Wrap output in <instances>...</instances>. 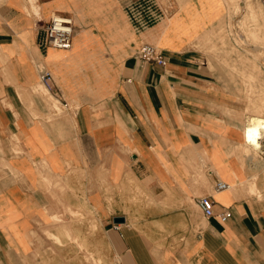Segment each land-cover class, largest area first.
Here are the masks:
<instances>
[{"label": "crops", "instance_id": "crops-1", "mask_svg": "<svg viewBox=\"0 0 264 264\" xmlns=\"http://www.w3.org/2000/svg\"><path fill=\"white\" fill-rule=\"evenodd\" d=\"M223 14L221 0H0V264L76 259L79 244L114 264H264V156L242 150L239 105L199 45ZM54 15L73 20L69 49L47 44ZM203 196L230 218H205Z\"/></svg>", "mask_w": 264, "mask_h": 264}, {"label": "rangeland", "instance_id": "rangeland-1", "mask_svg": "<svg viewBox=\"0 0 264 264\" xmlns=\"http://www.w3.org/2000/svg\"><path fill=\"white\" fill-rule=\"evenodd\" d=\"M221 2L223 16L203 35L199 45L210 61L217 63L213 67L222 75L224 87L233 94L231 99L239 105V116L246 123L255 113L264 117V4L260 0ZM160 3L165 10L171 9L172 0H160ZM46 97L61 112L59 104L57 106L51 97ZM246 152L257 154L251 150ZM59 254L58 259L51 257L55 250L48 248L47 253H42L41 264H114L111 259L94 258V254L81 244L77 247L76 259L62 257V252Z\"/></svg>", "mask_w": 264, "mask_h": 264}, {"label": "built area", "instance_id": "built-area-1", "mask_svg": "<svg viewBox=\"0 0 264 264\" xmlns=\"http://www.w3.org/2000/svg\"><path fill=\"white\" fill-rule=\"evenodd\" d=\"M260 1L264 3V0ZM45 30L47 32V44L50 47L62 50L70 48L74 31V23L71 17L54 15L46 25ZM138 56L145 63H156L160 66L166 64V59L163 54L155 46L150 44H143L138 51ZM50 79V74L47 71H41L40 81L47 88H50L48 83ZM244 132L246 133V128ZM256 140L259 142L257 153L264 156V127L257 134ZM229 187V184L219 180H216L214 184L216 190H225ZM196 204L205 218L216 217L221 222H224L231 216L228 209L222 210L220 213H215L213 201L209 196L198 198Z\"/></svg>", "mask_w": 264, "mask_h": 264}, {"label": "bare ground", "instance_id": "bare-ground-1", "mask_svg": "<svg viewBox=\"0 0 264 264\" xmlns=\"http://www.w3.org/2000/svg\"><path fill=\"white\" fill-rule=\"evenodd\" d=\"M48 95V94H47ZM48 97H51L55 103L57 101L50 95ZM264 127V117L260 114H252L247 118V122L245 123V128H246V133L245 134V139L246 141V151L252 150L254 152H257L258 147H259V142L256 140L257 134L260 133V131ZM244 150V149H242ZM245 151V152H246ZM247 153V152H246ZM257 164V163H256ZM260 166V165H259ZM250 167V166H249ZM255 167V165H254ZM257 168V167H256ZM253 186V185H252ZM255 187V186H254ZM256 188V187H255ZM256 190V189H255ZM258 191V190H257ZM256 192V191H255ZM49 234L56 240L59 239V236L57 235L56 232H49ZM83 245V244H82ZM110 248V247H109Z\"/></svg>", "mask_w": 264, "mask_h": 264}, {"label": "water", "instance_id": "water-1", "mask_svg": "<svg viewBox=\"0 0 264 264\" xmlns=\"http://www.w3.org/2000/svg\"><path fill=\"white\" fill-rule=\"evenodd\" d=\"M122 221H123L122 218H115V219H114V222H115V223H120V222H122Z\"/></svg>", "mask_w": 264, "mask_h": 264}]
</instances>
